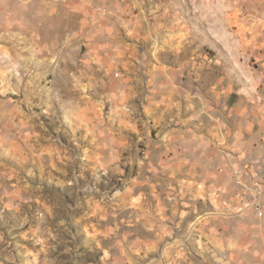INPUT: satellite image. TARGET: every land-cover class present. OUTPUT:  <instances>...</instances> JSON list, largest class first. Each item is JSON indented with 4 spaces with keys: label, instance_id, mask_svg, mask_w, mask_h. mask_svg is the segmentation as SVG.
<instances>
[{
    "label": "rangeland",
    "instance_id": "1",
    "mask_svg": "<svg viewBox=\"0 0 264 264\" xmlns=\"http://www.w3.org/2000/svg\"><path fill=\"white\" fill-rule=\"evenodd\" d=\"M262 146L264 0H0V264H253Z\"/></svg>",
    "mask_w": 264,
    "mask_h": 264
},
{
    "label": "crops",
    "instance_id": "2",
    "mask_svg": "<svg viewBox=\"0 0 264 264\" xmlns=\"http://www.w3.org/2000/svg\"><path fill=\"white\" fill-rule=\"evenodd\" d=\"M263 147L264 146H262V147H258L257 148V152H259V151H263ZM213 157L214 158H218L219 157V154L218 153H214L213 154ZM242 157V155H238V159L240 160V159H242L241 158ZM232 162V159H230V160H228L227 159V162L229 163V162ZM230 164V163H229ZM229 167V166H228ZM231 168H233V166H230ZM243 169H242V175H243V177H242V179H244V175H246V177H251V183H253V181H255L256 179L255 178H252V174H249V169H248V167H249V165H247L245 162H243V164H242V166H241ZM222 169V168H221ZM220 170V169H219ZM223 176L224 177H231L230 176V174H228V175H225V174H223ZM254 177V176H253ZM232 179V178H231ZM253 179V180H252ZM236 180H237V178H235L234 180L232 179V180H230V182L229 183H231L232 184V186H233V188H234V185H235V183H236ZM247 180H249V178H247L246 179V181ZM249 180V181H250ZM222 181H226V179L225 180H223L222 179ZM228 181V180H227ZM250 183V182H249ZM230 184V185H231ZM229 185V186H230ZM250 185V184H249ZM229 186H227V187H229ZM222 192H223V194L225 193V192H227V191H223L222 190ZM226 194V193H225ZM248 214H246L245 216H243L244 218H242V220H244V226H243V229H241V232H243V233H245V234H247V235H249V234H251L252 232H253V225L255 224V222H262L263 223V225H264V217H260L259 216V214L256 212V211H254V210H251V211H248L247 212ZM253 229V230H252ZM252 230V231H251ZM260 232H261V234H262V236H264V226L263 227H261L260 228ZM263 239H264V237H263ZM260 244H261V242L259 243V244H257L256 246H257V251L254 253V255H258V257H255V258H252V260H250L253 264H264V253H263V247H264V242H263V246L262 247H260ZM242 248V247H241ZM244 249H246V250H249V245H248V247H244ZM250 259H251V257H250ZM250 261H249V263H250ZM247 263V262H246Z\"/></svg>",
    "mask_w": 264,
    "mask_h": 264
},
{
    "label": "built area",
    "instance_id": "3",
    "mask_svg": "<svg viewBox=\"0 0 264 264\" xmlns=\"http://www.w3.org/2000/svg\"><path fill=\"white\" fill-rule=\"evenodd\" d=\"M239 184L244 189H247V196L242 199V205L238 206L240 212L244 211H256L260 217H264V180L254 181L251 185H247L242 178L238 177ZM217 199H220L218 192H215ZM224 204H227L221 200Z\"/></svg>",
    "mask_w": 264,
    "mask_h": 264
}]
</instances>
